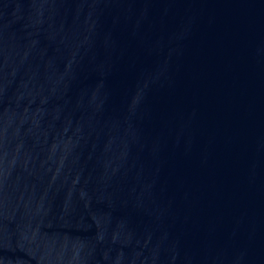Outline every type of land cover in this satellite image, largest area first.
Masks as SVG:
<instances>
[{
  "label": "water",
  "instance_id": "95a60500",
  "mask_svg": "<svg viewBox=\"0 0 264 264\" xmlns=\"http://www.w3.org/2000/svg\"><path fill=\"white\" fill-rule=\"evenodd\" d=\"M0 264H264V0H0Z\"/></svg>",
  "mask_w": 264,
  "mask_h": 264
}]
</instances>
